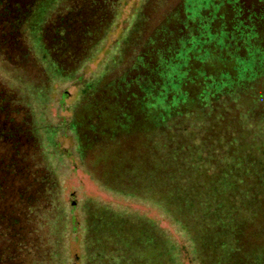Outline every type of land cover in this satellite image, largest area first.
Returning <instances> with one entry per match:
<instances>
[{
  "label": "rangeland",
  "instance_id": "obj_1",
  "mask_svg": "<svg viewBox=\"0 0 264 264\" xmlns=\"http://www.w3.org/2000/svg\"><path fill=\"white\" fill-rule=\"evenodd\" d=\"M65 1L39 4L27 22L35 68L12 67L0 57V83L30 114L56 185L49 264H264V0H185L189 22L214 19L212 28L224 22L231 31L222 39L221 68L226 64L235 74V61L224 59L246 60L235 93L218 104L225 116L219 119L222 137L205 135L207 123L178 128L170 120L163 135L145 134L139 121L113 136L110 124L96 118L105 105H88L89 99L111 100L101 87L120 77L139 28H154L164 13H184L182 0H119L106 34L80 63V27L67 36V45L48 33ZM234 24L254 29L247 43L232 31ZM46 39L66 51L59 65ZM205 115L210 119L212 109ZM155 155L161 156L159 166Z\"/></svg>",
  "mask_w": 264,
  "mask_h": 264
},
{
  "label": "trees",
  "instance_id": "obj_2",
  "mask_svg": "<svg viewBox=\"0 0 264 264\" xmlns=\"http://www.w3.org/2000/svg\"><path fill=\"white\" fill-rule=\"evenodd\" d=\"M47 1L0 0V57L12 67L32 69L38 65L27 45L26 27L35 8ZM118 3L119 0H66L52 17L48 33L54 32L56 39L53 37L52 41L64 44L73 29L80 27L83 51L77 58L80 63L106 34ZM179 7H184L185 14L177 9L171 14L164 13L154 28L147 30L145 25L139 28L124 54L120 77L101 87L100 94L109 95L111 100L107 104L88 100L90 107L95 103L98 107L105 105L96 118L110 124V135L114 136L120 128L129 131L140 122L144 123L140 129L145 134L160 131L163 135L161 127L169 120L178 128L184 122L194 126L207 123L211 127L206 128L208 136L216 137L217 133L221 136L219 133L224 131L219 119L225 120V116L218 104L222 100L227 103L235 93L233 85L245 57L228 55L230 59H224L226 63L235 61V74L233 70H225L226 64L221 68L225 48L222 39L231 31L224 28V22L219 29L212 28L214 19L208 24H192L188 21L185 0ZM210 13L204 14L208 17ZM233 26L232 31L240 35L241 43H247L245 38L254 33L245 24ZM214 29L217 30L212 32ZM49 42L46 39L47 48L59 65L66 51ZM24 108L16 94L0 83V264H49V214L53 211L51 199L56 185L44 165L30 114ZM208 108L212 109L210 119L205 115ZM150 124H155L156 129ZM91 125L93 129L97 126ZM235 141L233 137L229 145ZM155 157L158 165L161 156Z\"/></svg>",
  "mask_w": 264,
  "mask_h": 264
}]
</instances>
